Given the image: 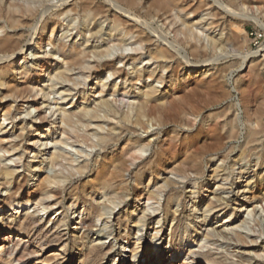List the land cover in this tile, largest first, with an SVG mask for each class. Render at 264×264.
<instances>
[{
  "label": "bare ground",
  "instance_id": "bare-ground-1",
  "mask_svg": "<svg viewBox=\"0 0 264 264\" xmlns=\"http://www.w3.org/2000/svg\"><path fill=\"white\" fill-rule=\"evenodd\" d=\"M246 3L0 0V264H109L112 256L111 264H122L123 252L140 264H264V253H225L216 245L258 242L260 236L249 240V228L245 233L247 219L232 225L250 204L252 215L264 209V174L250 180L240 167L237 185L233 170L240 161L230 164L233 172L217 165L207 174L226 143L240 139L242 122V158L255 156L254 166L264 167V58L238 49L235 33L248 19L261 23L256 15L264 17V0ZM74 15L83 23L60 19ZM75 29L85 44L67 41ZM91 39L102 43L88 45ZM244 67L236 80L243 120L231 104L201 114L227 103V77ZM46 76L51 84L43 83ZM64 83L67 89L58 88ZM53 94L71 96L70 107L58 106ZM20 113L26 114L21 125L8 131ZM200 116L195 138L217 140L209 159L205 148L180 141L179 131L157 147L149 138L170 121L195 131ZM74 145L78 158L67 149ZM204 180L211 193L222 189L226 196L205 197ZM186 192L193 202L200 199L192 208ZM138 201L147 207L136 215ZM52 211L58 216L44 220ZM221 217L228 221L214 226ZM108 226L118 230L87 239Z\"/></svg>",
  "mask_w": 264,
  "mask_h": 264
},
{
  "label": "rangeland",
  "instance_id": "rangeland-1",
  "mask_svg": "<svg viewBox=\"0 0 264 264\" xmlns=\"http://www.w3.org/2000/svg\"><path fill=\"white\" fill-rule=\"evenodd\" d=\"M56 1L58 2L59 0H55V3H57ZM246 1L247 0H244L245 3H246ZM246 4H248V3H246ZM207 11L209 12V10H207ZM206 12L205 13H201L200 16L205 17L206 14L208 13V12L207 13ZM249 12H250V15L251 16L258 14V12L256 13V11H254V10L253 11L252 10H249ZM50 13H51V11L48 14H50ZM203 14H204V16H203ZM200 16L199 15L196 16L195 20L200 19L201 18ZM256 16H258L259 20L261 19L260 20L261 23H259L254 18L248 19L247 21L244 22V24H242V26L240 28H235V30H236L235 33L237 34L236 35V40H237V47H238V49L244 51L245 53L252 54L257 59H262V58H264V56H263L264 55L263 54L264 51L262 52V50L264 49V21H263L264 20V17L262 16V14H260V15L258 14ZM60 19L65 23V25H68L70 23V24H72V26H74V25L77 26V25H80V23L81 24L83 23V18H81L80 16L77 17V15H74V16H71V17L61 16ZM80 19H82V21ZM107 24L108 23L106 22L105 23V28L107 27ZM93 25H94V23L92 24V26ZM40 31L43 32V28H40ZM105 32L108 33V30H106ZM217 32H219V29H218V31H216V33ZM40 35H42V34H40ZM62 39H65V37H62ZM67 39H68L67 40L68 42H75L76 41L77 44H83V43L85 44L86 43L85 42L86 38H85L84 35H82L81 37H77V29H75L74 30V34L72 36L68 37ZM101 43L102 42H100V41L99 42H97V41L95 42V41H93V39H91V41L88 43V45H91V44L92 45H99V44L101 45ZM51 48H52V46L48 47L49 50ZM226 61L227 60H223L222 63L224 64ZM56 68H57V66H55L54 69H56ZM243 71L246 72L247 69H245V67L244 68H239L238 70L236 69L235 72H234V74H231V75H229L227 77V84H228L229 88L232 91V97L227 101L228 104L225 102V103L219 104V105L216 104V105H210V106H207V107H203V109H201L202 111H200L201 114H203V115H208L209 113L210 114L211 113L212 114H216V113L218 114L220 112V110L222 109V107L231 104V105H234L238 109L239 116H241L240 118H242V120H243L242 103H241V99H240L241 98V95H240L241 93H240V91L237 88V81H236L239 78L240 74H243L244 73ZM74 76H75V74H74ZM45 78H46V80H44L43 83H46L47 85L48 84H51V82H48L47 81V78L48 77L46 76ZM234 81H235V83H234ZM119 83H121V82H119ZM65 84H67V83L59 84L58 85V88L64 86L65 89H67L69 86H65ZM92 85H93V82L92 81H90V82L87 83V86L89 88ZM156 85L161 86V84L160 83H157V82H156ZM160 88H162V87H160ZM63 89L64 88H61L60 91L63 90ZM52 97L58 98V100H59L58 102L61 103L58 106L65 105L66 107H70L68 105V102L71 100V98H72L71 96H69V97H67L66 99H63V100H60V99H62L61 98L62 96H60V95L58 96V94L57 95L56 94H53ZM73 99H74L73 101L75 103L78 102V104H79V101H80V100H78L79 99V96H77V97H75ZM8 103L4 102L2 108L5 105H7ZM22 103H23V101H21V99H19L17 102L14 103V105H20ZM25 115L23 113L18 114V118H17L16 122L14 124L12 123V124L9 125L8 131L10 129H12L13 125H14L15 128H16V126L18 124L21 125L22 122H20V118L19 117L20 116L25 117ZM29 118L30 117L27 116V119H29ZM179 123H180V121H170L166 125L159 126L158 127L159 130L156 129L157 126L155 128L153 127L152 130H155L156 129V131H154V132H158V131H160L162 129L163 130H162V132L160 131V135L158 137L157 136H153V137L151 136L149 138H154V140L156 139L155 142H156V147H157L158 146L157 144L160 143V140L165 139V137L166 138L170 137L169 135L170 134L171 135L175 134V131H179L180 132V136H179L180 137V141H184L185 140L186 142H190V144H192V145L201 146V147L205 148L208 151V154L207 155H208V159H209L211 157V155L213 154L212 150L215 148L216 143H217V140L214 139V138L210 139L208 137H203V136H201L199 138L198 137L195 138V134L197 133L198 129H200L201 126H202L201 116L198 118V121L196 123V126L197 127H195V131H190L191 133L190 132H187V130L181 128L180 127L181 125ZM210 123H212V121H210L209 124ZM177 128H178V130H175ZM171 129H172V131H170ZM240 129H241V132H242V135H241L240 139L238 141H235V142H232V143H226L225 148L223 149V152L221 153L222 155H219L214 162H209V166L207 168V171H208L207 174L210 173V171H212L214 168H217V165H219L218 167L221 166L222 168H226V170L224 172H229V171L233 172L234 171L233 174H234V178L236 179L237 185H240L239 182H237L238 181V177H239V174L238 173L240 171V169H239L240 167L241 168H244V170L246 171V178H249L250 180H252L253 177H255L256 175L259 176L261 173L264 174V167L263 166L262 167L261 166H254V164H256V157L255 156H252V157H249V158H242V156H243V155H241V153H242V147H243V145L245 143V137H244V132H245V129H246L245 123H243V122L241 123ZM172 132H174V133H172ZM5 134H7V132ZM55 137H58V134H56ZM50 146H53V144H50L49 147ZM231 147H232V149H231ZM69 148H71V146H68L67 149H68V151H71V154L72 155H75L76 158H78L81 155L77 151V149H80V146L79 145H74V147L71 148V149H69ZM83 148H85V147H83ZM81 150H82V148H81ZM84 150H86V149H84ZM149 153L150 152H148L147 154H149ZM224 156L227 157L225 163H223V161H221L224 158ZM84 158H85L84 156L83 157H80L79 158V161L84 160ZM236 161H238V162L240 161V162L237 163V165L235 166V168H234L235 170L229 168ZM9 163H11L12 165L15 164V162H12V161L9 162ZM24 164H26L25 165L26 167H29L30 166L29 158H27L26 163L24 162ZM21 169H23V167ZM224 172H222V173H224ZM206 181L207 180H204V188L202 189L204 191V193H205V197L208 196V195H210V197H213L214 194H217V193H220V194L223 193V195L226 196V193H224V190H222V189L217 190L214 194L211 193L210 192L211 184L208 185ZM221 183L225 187L228 186L227 181H221L219 184H221ZM205 189H207V190L205 191ZM186 190H191V186L186 185ZM228 192H230V196H232V198L230 199V202H231V201H233V199L236 198V195H235L236 192H235V189L228 190ZM184 196L186 198V199H184V202L185 201L187 202V205H188L189 208L190 207L192 208V206L194 204H196V203L198 204L199 201H200V199L197 198V202H193V200L191 198H189V193L188 192H186V194ZM145 203L147 205V201H145ZM137 204H139L140 207H138V209H136V215L142 214L143 213L142 212L143 211V207L145 206V208H146L147 206L145 204L143 205V202H141V201H138ZM253 206H254V204H250V207H246L245 208L246 210L244 209V210L238 212L237 213V220L238 221L235 224H233L232 226L239 225L244 220L247 219L249 223L247 225V229L245 230V233H248L247 230L249 228V230H248V231H250L248 233L249 236H250L249 237V240L250 239H255L256 237L260 236L259 239H258V242L251 243L250 245L249 244L248 245H242V244L240 245L239 244L238 246H236L235 244L228 245L229 244L228 242L222 241V239H221L216 244L218 247H220V249L222 248L221 251H224L226 253L227 250H229V251H235L239 255H241V254H250L251 256H255V255H259V254H263L264 253V238H263L264 237L263 236L264 235V209L263 208H260L261 207L260 206L259 207L260 208V211L256 215L253 213V215H254L253 216L251 212H248V210L249 209H252ZM121 207H123V206H119L118 208H116V211H119L121 209ZM177 207L178 206L176 205V206H174L173 209H175ZM28 208H30V206ZM150 211H153V210L151 209ZM57 216H58V214H56L55 211H52V212H50V213H48V214H46L44 216V220H47L48 218L49 219L50 218L55 219ZM225 221H228V219H222V217H221L219 220H214L212 223L214 224V226H219L221 224L224 225V223H226ZM101 224L102 223L99 222V226L100 227L103 226V225L101 226ZM77 225L78 224L75 223V219L72 220L68 224V226L71 229H73ZM109 229H112V230L113 229H117L118 230L117 226H114V227L108 226V227L104 228V230L102 232H100V233L99 232H92L91 234L88 235V238L87 239L96 240L97 237H103V234H105V233H107V232L110 231ZM250 229L251 230L254 229V231H251ZM151 231L152 232H155L153 230H150L149 232H151ZM104 237H107V234ZM112 239H113V237L110 236V238H107L106 240L107 241H110ZM191 247L196 248L195 244H193ZM123 253H124L125 256L127 255L125 252H123ZM125 256H123L124 257V260H122V264H129V260H130V264H140V262H141L138 259H133V257L131 255L130 256L128 255L127 258ZM113 258H114L113 256L112 257H108V260L107 261H108L109 264L112 263Z\"/></svg>",
  "mask_w": 264,
  "mask_h": 264
}]
</instances>
